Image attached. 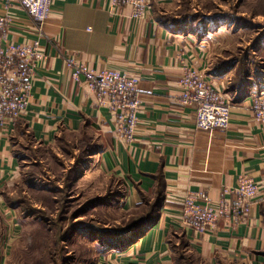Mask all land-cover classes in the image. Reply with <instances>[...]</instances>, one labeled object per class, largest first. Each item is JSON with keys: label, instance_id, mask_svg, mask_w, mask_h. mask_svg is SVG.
Returning <instances> with one entry per match:
<instances>
[{"label": "crops", "instance_id": "1", "mask_svg": "<svg viewBox=\"0 0 264 264\" xmlns=\"http://www.w3.org/2000/svg\"><path fill=\"white\" fill-rule=\"evenodd\" d=\"M4 1L0 15L8 12L12 18L9 42L37 39L48 58L35 63L28 105L13 132L0 127V218L15 211L2 191L22 161L14 137L25 132L32 143L48 145L66 133L99 146L98 166L122 180L129 206L145 202L161 184L163 202L156 221L129 247L116 249V258L110 259L116 264H178L174 238L201 264H264V189L253 199L245 221L234 227L219 221L210 234H199L179 220L180 200L187 192L203 191L217 200L225 187L235 185L237 173L264 176V125L253 119L250 106L264 81L230 84L231 72L210 61L214 39L226 32L221 30L226 18L210 11L186 19L169 16L172 10L166 7L178 0H149V10L139 20L131 17L126 3L110 14L108 0H54L39 35L17 0ZM67 52L94 69L138 77L141 106L132 143L117 137L115 117L86 82L70 77L64 67ZM184 66L202 73L229 99L228 128L208 133L194 127L193 108L177 102ZM3 225L0 219V243ZM0 264H7L1 253Z\"/></svg>", "mask_w": 264, "mask_h": 264}, {"label": "rangeland", "instance_id": "2", "mask_svg": "<svg viewBox=\"0 0 264 264\" xmlns=\"http://www.w3.org/2000/svg\"><path fill=\"white\" fill-rule=\"evenodd\" d=\"M166 8L173 17L207 11L225 17L221 30L229 34L214 39L212 65L231 72L230 84L264 81V0H178ZM13 140L22 161L2 187L5 202L18 203L13 216L0 218L6 224L0 253L7 264H116L110 260L116 249L129 247L154 222L139 231L133 225L149 212L155 192L129 206L122 180L99 168V152L81 153L92 144L84 138L63 133L38 145L23 132ZM173 241L178 264H201L180 238ZM106 242L114 243L110 250Z\"/></svg>", "mask_w": 264, "mask_h": 264}, {"label": "built area", "instance_id": "3", "mask_svg": "<svg viewBox=\"0 0 264 264\" xmlns=\"http://www.w3.org/2000/svg\"><path fill=\"white\" fill-rule=\"evenodd\" d=\"M17 1L37 24L38 34L41 35L54 0ZM4 2L7 5L10 0ZM148 2L108 0L107 6L110 14H116L121 4H129L132 8L131 17L139 20L149 10ZM11 23L8 12L0 15V127L6 133L13 132L15 123L25 113L35 63L41 64L48 58L37 39L21 44L9 42L7 34ZM64 67L74 81L83 79L89 90L96 94L99 104L113 114L117 137L127 144L132 143L138 121L137 112L141 106L137 93L138 77L126 71L94 69L68 52L64 55ZM178 89L177 102L193 108L194 127L197 130L211 133L228 128L229 99L202 73L184 66ZM250 106L253 119L264 125V89L251 96ZM262 189L264 176L254 179L245 172H239L235 185L225 187L223 195L217 200L210 199L203 191H189L180 200V223L199 234H210L219 221L234 227L248 217L252 201Z\"/></svg>", "mask_w": 264, "mask_h": 264}, {"label": "trees", "instance_id": "4", "mask_svg": "<svg viewBox=\"0 0 264 264\" xmlns=\"http://www.w3.org/2000/svg\"><path fill=\"white\" fill-rule=\"evenodd\" d=\"M187 17H188L187 15H184L182 18L186 19ZM193 17H195V16H193ZM85 144L87 145V143H85ZM99 149H100L99 146L91 144V146H86L84 149H82L81 153L83 154L84 157H87L89 155H93L94 153L99 152ZM160 185L158 186L157 190L155 191V196H154L152 203L150 204L149 212L145 215V217L138 218V220L135 222V224H133L134 227L137 229V231L142 229L145 225H148V223H150L152 221H156V219L158 217V211H159L160 207L162 206V202H163V194L161 193V186ZM6 203L9 206L14 207V208L18 206V203L11 201V200H7V198H6ZM139 205H141V203L138 204L137 206H139ZM148 227H149V225H148ZM139 233H140V231L138 232V234ZM111 244L113 245L114 243L106 242L105 247H108L111 249L112 248V247H110V246H112Z\"/></svg>", "mask_w": 264, "mask_h": 264}, {"label": "bare ground", "instance_id": "5", "mask_svg": "<svg viewBox=\"0 0 264 264\" xmlns=\"http://www.w3.org/2000/svg\"><path fill=\"white\" fill-rule=\"evenodd\" d=\"M188 36V35H187ZM252 95V94H251Z\"/></svg>", "mask_w": 264, "mask_h": 264}]
</instances>
